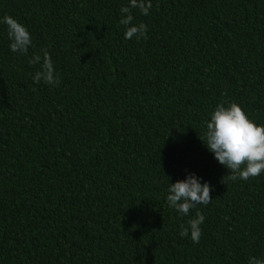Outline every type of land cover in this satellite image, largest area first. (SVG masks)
Returning a JSON list of instances; mask_svg holds the SVG:
<instances>
[{
	"label": "trees",
	"instance_id": "trees-1",
	"mask_svg": "<svg viewBox=\"0 0 264 264\" xmlns=\"http://www.w3.org/2000/svg\"><path fill=\"white\" fill-rule=\"evenodd\" d=\"M128 0H0V264H249L264 258V173L228 179L205 121L235 102L264 124V0H151L124 38ZM47 49L58 86L35 84ZM201 139V140H200ZM195 173L211 202L189 217L168 183ZM202 212L198 244L179 235Z\"/></svg>",
	"mask_w": 264,
	"mask_h": 264
},
{
	"label": "clouds",
	"instance_id": "clouds-1",
	"mask_svg": "<svg viewBox=\"0 0 264 264\" xmlns=\"http://www.w3.org/2000/svg\"><path fill=\"white\" fill-rule=\"evenodd\" d=\"M152 7L151 0H128L127 5L120 8V24L125 26L124 38L137 41L146 38L148 26L144 23H133V10L148 16ZM0 24L6 28L8 47L11 52L27 55L33 47V38L27 26L11 15L0 18ZM30 65H38L33 74L35 84L43 82L49 86H58L59 74L47 49L39 53L33 52ZM201 140V139H200ZM203 145L224 168L230 170L228 179L247 181L264 173V124H258L246 114L242 106L235 102L219 103L205 121ZM212 191L208 182L195 173H187L185 179L168 183L165 199L169 208L177 214L189 217L190 212L199 206H206L212 200ZM205 216L196 212L182 226L179 235L190 238L193 244H198L202 235ZM249 264H264V258L253 257Z\"/></svg>",
	"mask_w": 264,
	"mask_h": 264
}]
</instances>
